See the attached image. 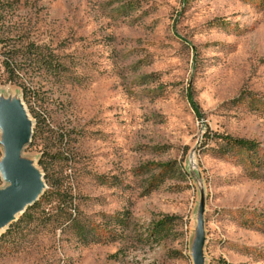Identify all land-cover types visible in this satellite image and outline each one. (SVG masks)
Returning a JSON list of instances; mask_svg holds the SVG:
<instances>
[{
  "label": "rangeland",
  "instance_id": "374dc122",
  "mask_svg": "<svg viewBox=\"0 0 264 264\" xmlns=\"http://www.w3.org/2000/svg\"><path fill=\"white\" fill-rule=\"evenodd\" d=\"M0 17V108L29 122L19 162L41 177L37 201L58 190L72 218L129 223L83 246L47 216L62 206L41 203L0 239V264H196L197 251L198 264H264V0H0ZM28 43L56 65L18 70L30 106L1 65L12 47L23 64ZM166 219V237L147 238Z\"/></svg>",
  "mask_w": 264,
  "mask_h": 264
},
{
  "label": "trees",
  "instance_id": "16d2710c",
  "mask_svg": "<svg viewBox=\"0 0 264 264\" xmlns=\"http://www.w3.org/2000/svg\"><path fill=\"white\" fill-rule=\"evenodd\" d=\"M1 19V17H0ZM3 39H0V44H2ZM21 48L12 47V49H8L4 51L2 57L4 58L1 62V65L4 69V73L7 76V80L10 83L16 84L22 90V99L26 101V103L31 104L32 100H36V94L30 91V88L26 87L24 81L21 79L22 77L19 75L18 70H21L24 64L28 66L29 60L30 62H35L38 66H47L48 68H56L55 61H51L49 58H41V47L36 46L34 43H28L24 48L22 56H24L25 61L23 64L18 63L15 59L17 56V52H19ZM40 50V51H39ZM16 55V56H15ZM50 57L53 55H49ZM51 57V58H52ZM55 60V59H54ZM53 64V65H52ZM31 113H34V119L36 121V126L40 123L44 122V117L40 116L34 112V108L30 107ZM40 118V119H39ZM229 144H233L242 150V146H244V150L248 152H257L258 148L256 145L250 142L242 141V140H229L227 141ZM44 155H41L40 160L38 161V165L41 167L44 178L47 176V171L49 167L48 161H43ZM263 158L261 161L257 162L258 164L253 165L257 168L260 165H264V153L259 159ZM46 172V173H45ZM47 178V177H46ZM67 195L65 192H59L58 190L52 192H44L43 195L39 198L37 202H35L32 206L28 207L26 211L20 216V218L10 225V227L6 231V236L1 235L0 239L7 238L14 239L18 234L22 231L23 227L28 226L32 221L33 217L31 213L28 211L31 209L38 208L41 203H58L59 206H62L60 209V213L54 217L51 214L47 213V216L53 218L54 223L58 226H63L68 224V228L74 232V235L77 241L83 245L89 244H98V243H108L113 242L118 239H122L126 237V233L128 231V216L124 214H114L109 216H103L101 223L94 225L91 221L85 220L81 221L78 217H71V213L68 212L69 207L65 205V203H71V197ZM58 210V209H57ZM28 212V213H27ZM170 219H166L163 222L153 224L148 229L147 238H152L154 242H159L162 238L166 237L168 232V222ZM23 223V224H22ZM24 225V226H22Z\"/></svg>",
  "mask_w": 264,
  "mask_h": 264
},
{
  "label": "water",
  "instance_id": "95a60500",
  "mask_svg": "<svg viewBox=\"0 0 264 264\" xmlns=\"http://www.w3.org/2000/svg\"><path fill=\"white\" fill-rule=\"evenodd\" d=\"M0 130L6 137L0 175L10 184L8 189L0 193V226L5 225L6 228L13 223L17 213H23L37 201L42 192V183L38 173L24 169L23 163L19 162L21 150L32 136L29 122L19 111L0 108ZM197 256L198 251L196 264Z\"/></svg>",
  "mask_w": 264,
  "mask_h": 264
},
{
  "label": "bare ground",
  "instance_id": "6f19581e",
  "mask_svg": "<svg viewBox=\"0 0 264 264\" xmlns=\"http://www.w3.org/2000/svg\"><path fill=\"white\" fill-rule=\"evenodd\" d=\"M20 213L22 214V212H20ZM20 213H19V214H20ZM19 214L17 213L16 215H19ZM21 214H20V215H21ZM14 217H15V216H14ZM4 227H5V225H4V226H0V230L4 229Z\"/></svg>",
  "mask_w": 264,
  "mask_h": 264
}]
</instances>
